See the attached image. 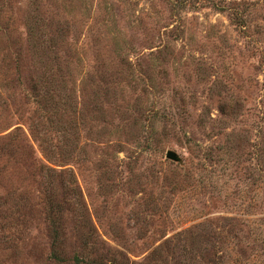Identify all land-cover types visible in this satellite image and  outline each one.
I'll list each match as a JSON object with an SVG mask.
<instances>
[{"label":"rangeland","instance_id":"rangeland-1","mask_svg":"<svg viewBox=\"0 0 264 264\" xmlns=\"http://www.w3.org/2000/svg\"><path fill=\"white\" fill-rule=\"evenodd\" d=\"M0 264H264V0H0Z\"/></svg>","mask_w":264,"mask_h":264},{"label":"water","instance_id":"water-1","mask_svg":"<svg viewBox=\"0 0 264 264\" xmlns=\"http://www.w3.org/2000/svg\"><path fill=\"white\" fill-rule=\"evenodd\" d=\"M164 155L168 159L177 160V156L175 155V153L172 150H166Z\"/></svg>","mask_w":264,"mask_h":264}]
</instances>
